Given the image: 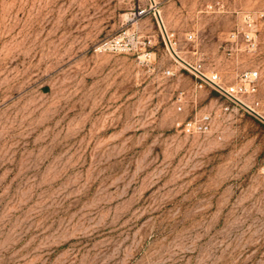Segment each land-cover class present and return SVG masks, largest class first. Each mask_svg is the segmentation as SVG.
<instances>
[{
	"label": "rangeland",
	"instance_id": "rangeland-1",
	"mask_svg": "<svg viewBox=\"0 0 264 264\" xmlns=\"http://www.w3.org/2000/svg\"><path fill=\"white\" fill-rule=\"evenodd\" d=\"M156 1L0 0V264H264V122L157 20L264 115V0Z\"/></svg>",
	"mask_w": 264,
	"mask_h": 264
},
{
	"label": "built area",
	"instance_id": "built-area-1",
	"mask_svg": "<svg viewBox=\"0 0 264 264\" xmlns=\"http://www.w3.org/2000/svg\"><path fill=\"white\" fill-rule=\"evenodd\" d=\"M211 10L223 11L224 6L216 4L210 6ZM247 30L243 32V38L250 50H254L257 46L256 39V22L250 15L245 17ZM192 38V36H191ZM197 76L203 84L211 86L217 93L224 97L227 101L238 106L247 107L241 101L242 98L255 95L258 91L259 72L257 70L244 71L239 80L233 84H226L219 74L206 76L200 71L195 70ZM181 110V108H179ZM251 110V109H250ZM211 127V117L205 115L200 119L189 120L183 124V131L187 134H206Z\"/></svg>",
	"mask_w": 264,
	"mask_h": 264
},
{
	"label": "bare ground",
	"instance_id": "bare-ground-1",
	"mask_svg": "<svg viewBox=\"0 0 264 264\" xmlns=\"http://www.w3.org/2000/svg\"><path fill=\"white\" fill-rule=\"evenodd\" d=\"M153 1V3H155V2H157L156 0H152ZM155 5V4H154ZM159 13V16H160V19H161V23H162V27L165 29V31H166V34H167V36H168V40H169V49H170V51H171V53L180 61V63H183V65L185 64L186 66H188V67H190L191 69H193V70H197V71H199L196 67H194L193 65H191L189 62H187L186 60H184L180 55H179V53L176 51V49H175V46H174V44H173V42H172V40H171V37H170V35H169V33L167 32V29H166V25H165V23H164V20H163V18H162V15H161V12L160 11H158ZM201 71V70H200ZM242 102H243V104L245 105V104H247V105H249L250 103L248 102V101H246V100H241ZM253 111V110H252ZM257 111H258V109H257ZM259 112V111H258ZM255 113H256V111H255ZM259 113H261V112H259ZM256 114H258V113H256ZM262 114V113H261ZM259 115V114H258ZM261 116V115H260ZM264 118V117H263Z\"/></svg>",
	"mask_w": 264,
	"mask_h": 264
},
{
	"label": "water",
	"instance_id": "water-1",
	"mask_svg": "<svg viewBox=\"0 0 264 264\" xmlns=\"http://www.w3.org/2000/svg\"><path fill=\"white\" fill-rule=\"evenodd\" d=\"M157 20H158V22H159L160 28H161V30H162V32H163V35H164V37H165L167 43L169 44L168 36H167V34H166L165 29L162 27V23H161V19H160V16H159V15H158V17H157ZM247 110L250 111V112H252L256 117H258L260 120H262V121L264 122V118H263L262 116L256 114L254 111L250 110L249 108H247Z\"/></svg>",
	"mask_w": 264,
	"mask_h": 264
},
{
	"label": "crops",
	"instance_id": "crops-1",
	"mask_svg": "<svg viewBox=\"0 0 264 264\" xmlns=\"http://www.w3.org/2000/svg\"><path fill=\"white\" fill-rule=\"evenodd\" d=\"M245 106H246L247 108H249V109L253 110L254 112L256 111V113H258L259 115H261L262 117H264V115H263V114H261V113H259V112L257 111V109H255L254 107H252V105H251V104H249V105L245 104Z\"/></svg>",
	"mask_w": 264,
	"mask_h": 264
}]
</instances>
